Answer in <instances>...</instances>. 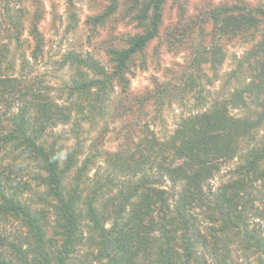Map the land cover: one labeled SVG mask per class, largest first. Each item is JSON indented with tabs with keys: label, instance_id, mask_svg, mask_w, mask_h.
<instances>
[{
	"label": "trees",
	"instance_id": "trees-1",
	"mask_svg": "<svg viewBox=\"0 0 264 264\" xmlns=\"http://www.w3.org/2000/svg\"><path fill=\"white\" fill-rule=\"evenodd\" d=\"M65 1L76 22L74 0ZM103 1L85 24L105 32L106 62L69 50L53 75L37 77L48 60L43 0H0V163L9 161L0 174V264H264V8L208 3L196 15L179 11L163 35L167 0ZM122 24L136 32L114 33ZM155 40L190 49L189 71L179 88L165 82L134 95L131 79ZM232 40L251 45L231 75L238 85L209 101L203 92ZM190 93L203 111L156 137L148 107ZM116 122H135L134 135L113 152L94 141L85 151L88 135L98 131L99 142ZM234 160L212 192L210 181ZM21 170L29 183L16 179ZM26 192L37 201L25 202ZM12 223L9 232L3 225Z\"/></svg>",
	"mask_w": 264,
	"mask_h": 264
},
{
	"label": "rangeland",
	"instance_id": "rangeland-1",
	"mask_svg": "<svg viewBox=\"0 0 264 264\" xmlns=\"http://www.w3.org/2000/svg\"><path fill=\"white\" fill-rule=\"evenodd\" d=\"M241 2H245L251 6H261L264 8V0H167L165 6V14H164V23L162 27V34L165 33V28H168L176 23L178 20L179 11L182 13L185 11L186 16L196 15L197 11L201 9L203 6L205 7L208 3L216 5L218 3L225 4H238ZM179 4V5H178ZM28 6V3H25ZM103 0H74V6L72 8V12L76 15V22L71 17V10L68 9L65 0H43L44 7V19L39 25L40 31L42 32L44 39L46 41L45 47V56L48 60L45 61L47 66L38 67L37 77H41L42 73L49 75H53L57 70L56 64H52L53 61H59L62 55L69 51H83L90 52L95 57L100 59L103 62H106V58L101 48V41L105 38V32L103 30L99 31V33L93 32L92 28L85 24V21L88 16H91L94 12H98L104 7ZM2 13L0 10V20L2 19ZM5 26H1L2 29ZM2 30H0L1 32ZM136 32L132 29L131 26L119 25L118 28L115 29L114 33L116 34H127ZM3 31L0 34V43H6L5 37L3 36ZM4 37V38H3ZM24 39L27 38L26 32L23 35ZM159 40H155L152 44L149 45L146 53L143 58L145 61V66H139L136 69V72L131 79V92L134 95H142L146 91L153 90L155 88V84H162L165 82L170 83L171 85H175L178 87L179 80L181 78L182 73H188L189 71V59L190 49L182 50L178 47H173L172 49L168 48L167 45H163L162 42H158ZM250 44H245L239 40H232L224 44L225 51V61L222 66L218 70V76L213 80L212 84L206 85V90H204V94L208 95V99H215L220 93L225 92L226 97L229 96L235 85L234 83L237 81L239 73L235 74L237 78H231L233 71H235L236 63L241 58L244 53L249 49ZM13 48V44H10V49ZM17 63L20 64L19 61ZM19 64L17 65L15 73H18ZM145 67L144 69H142ZM243 74L241 79L244 77H248L249 73L246 69L243 70ZM58 75L65 76V72H61ZM209 76L211 74L209 73ZM51 83L55 84L57 80H50ZM59 84V83H58ZM196 94L190 93L184 96V98H177V100L166 101L164 105L160 108V110L156 111L152 107H148L149 116L145 118L146 121H153L149 124L151 131L156 134V137H165L168 136L174 129L176 124L182 117H187L189 115L196 114L198 112L203 111L204 108L201 106L198 109V104L196 100ZM210 103V102H208ZM198 109V110H197ZM197 110V111H196ZM230 114L232 116H242V111H237L234 109H230ZM134 124L133 122H130ZM130 123L124 122H116L114 125L110 124L109 132L104 138H102L99 142L96 140V133L94 132L88 135L84 142L85 151L91 147V141L96 143V147L102 148L104 150L113 152L117 149V146L120 143H123L124 135L126 133H131L134 135V127L130 126ZM63 127H59L55 129L57 135L63 133L65 130ZM129 129H134L133 132ZM64 130V131H63ZM264 134V125L259 130V137ZM74 143V140L70 139L66 143V147H71ZM132 146L129 141L126 140V147ZM6 163L9 161L0 163V174L4 171L6 167ZM99 163H102L101 161ZM236 160L229 164L224 165L220 172L216 174L213 180L210 181L212 192H219L220 186L224 184L228 178L231 176L233 170L236 167ZM30 171L21 170L20 175L16 179H20L23 182H30ZM93 172L89 173V177H92ZM32 174V173H31ZM169 187V184L166 185ZM255 190V188L251 189ZM115 191L110 195H114ZM35 193L26 192L23 194L22 198L27 203H33L36 200ZM107 223L106 226H108ZM4 228L9 230V232L15 231V223L4 224ZM234 259H237L234 256Z\"/></svg>",
	"mask_w": 264,
	"mask_h": 264
}]
</instances>
